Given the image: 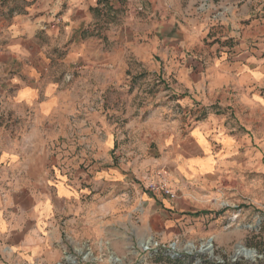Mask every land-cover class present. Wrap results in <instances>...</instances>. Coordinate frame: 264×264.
<instances>
[{
  "label": "crops",
  "instance_id": "crops-1",
  "mask_svg": "<svg viewBox=\"0 0 264 264\" xmlns=\"http://www.w3.org/2000/svg\"><path fill=\"white\" fill-rule=\"evenodd\" d=\"M176 1L0 0V60L22 62L23 71L9 84L15 90V123H27L14 134L0 130V259L6 264L41 257L52 264L62 248L61 223H84L85 210L115 213L117 201L135 196L133 191L143 205L146 232L155 233L178 229L235 189H261L264 62L255 56L249 67L209 72L212 99L203 103L221 108V116L194 121L188 132L171 128L165 137L160 132L159 149L166 157L138 159L130 166L114 161L118 150L146 154L150 144L134 146L133 129L124 134L107 124L102 106L128 104L117 92L128 89L133 63L155 74L166 59L186 56L187 38H173L180 32ZM239 6L223 8L219 20L225 27L245 21L244 14L235 13ZM192 19L196 32L200 20L210 18ZM163 70L204 99L199 92L207 91L209 80L203 79V69L170 65ZM67 74L71 82L60 79ZM124 139L130 141L121 146ZM155 169L167 172L174 199L162 194L143 199L138 187ZM105 187L125 192L111 199L103 196Z\"/></svg>",
  "mask_w": 264,
  "mask_h": 264
},
{
  "label": "rangeland",
  "instance_id": "rangeland-1",
  "mask_svg": "<svg viewBox=\"0 0 264 264\" xmlns=\"http://www.w3.org/2000/svg\"><path fill=\"white\" fill-rule=\"evenodd\" d=\"M176 2L175 12L179 14L180 32L173 35V38L177 39L181 34L183 41L187 38L189 45H185L186 56L176 57L175 60L166 59V64L160 63L161 69L155 74L146 73L140 64L133 63L135 71L128 80V89L117 92V99H126L128 104L120 105L119 108L108 104L102 106L103 113L107 115V124L123 133L126 129H133L134 146L141 147L146 141L150 144L146 154H140L136 149L132 154L118 150L114 160L117 164L130 166L138 159L145 162L164 158L165 153L159 149L162 142L158 135L160 132H171V128L174 132L177 129L188 132L194 121L205 119L211 114L221 116L222 111H218L221 108L204 104L209 102L205 98L212 99L207 90L210 87L212 77L209 72L212 69L249 67L247 62L251 60V56L264 62V0ZM228 3L229 6L240 4L239 12L235 13L240 14V17L244 14L242 18L245 20L243 23L234 21L229 28L219 20ZM142 11L139 8L137 12ZM206 16L210 19L203 20V24L200 20L201 23L194 32L192 18ZM166 34L169 35L168 30ZM170 65L175 68L193 65L203 69V79L209 80L206 82L207 91L199 92L204 99L195 98L193 92L180 87L179 78H174L172 73L166 75L163 69ZM20 71H23L22 62L0 60V130H7L12 134L16 130L24 131L27 124L15 123L13 116L15 90L9 83L18 77ZM60 79L71 82L73 76L67 74ZM24 81L28 82L27 78ZM127 141L130 140L124 139L121 146ZM158 172L159 169L147 171L143 182L145 186L138 187L142 191L140 194L144 200L150 199L152 194H162L174 199L176 194L168 185L173 198L165 192L148 188L157 179ZM134 181L140 182L136 179ZM259 181L262 185L260 190L251 186L246 190L235 189L230 192L227 200L214 202L210 204L211 209H201L192 214L182 226L178 224L179 228L175 230L164 227L155 233H147L141 216L143 205L134 191L135 196L130 195L129 198L117 201L115 213H105L104 209L101 214L94 213L93 209L90 212L85 210L80 216L84 223L59 225L63 230L62 248L59 258L53 259L52 264H264V173ZM87 189L92 190V187L88 186ZM124 192L123 187L103 188V196H111V199L117 197L118 200ZM148 240L151 241L150 245L145 243ZM190 244L195 246L193 252L188 250ZM208 244L213 246L211 254L203 251ZM240 247L254 251L255 259L252 261L239 256ZM47 260L41 257L23 264H46ZM0 264H6L5 260L1 258Z\"/></svg>",
  "mask_w": 264,
  "mask_h": 264
},
{
  "label": "built area",
  "instance_id": "built-area-1",
  "mask_svg": "<svg viewBox=\"0 0 264 264\" xmlns=\"http://www.w3.org/2000/svg\"><path fill=\"white\" fill-rule=\"evenodd\" d=\"M166 171L165 170H160L157 173V179L154 182H151L148 186L149 189L153 190V191H161V192H165L166 194L171 195V197L173 198L174 195L171 194L170 190L167 187L166 184Z\"/></svg>",
  "mask_w": 264,
  "mask_h": 264
},
{
  "label": "bare ground",
  "instance_id": "bare-ground-1",
  "mask_svg": "<svg viewBox=\"0 0 264 264\" xmlns=\"http://www.w3.org/2000/svg\"><path fill=\"white\" fill-rule=\"evenodd\" d=\"M145 243H146L147 245H150V244H151V241L148 240V241H146ZM212 247H213V246H211L210 244H208V245H206V246L204 247L203 251H205L206 253L211 254V253L213 252ZM188 250H189L190 252H193V251L195 250V246L192 245V244H190V245L188 246ZM238 252H239V256H243V257H245V258H247V259H249V260H252V261H253V260L255 259V257H256V253H255L254 251L249 250V249H246V248L242 249V247H240Z\"/></svg>",
  "mask_w": 264,
  "mask_h": 264
}]
</instances>
